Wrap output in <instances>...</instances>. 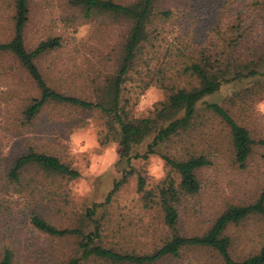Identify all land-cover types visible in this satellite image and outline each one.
<instances>
[{
	"label": "rangeland",
	"instance_id": "1",
	"mask_svg": "<svg viewBox=\"0 0 264 264\" xmlns=\"http://www.w3.org/2000/svg\"><path fill=\"white\" fill-rule=\"evenodd\" d=\"M158 6L162 11L173 9V14L167 18L156 15L128 75L123 102L132 117L152 115L173 90L198 85V80L184 74L181 66L197 57L200 48L213 47L217 39L221 43L243 39L234 54L238 60L264 53V0H223L219 4L214 0H159ZM31 8L26 28L28 46L50 36L64 39L63 48L38 60L43 72L59 88L84 95L90 92L92 80L116 69L118 50L131 26L129 21L108 14L85 18L69 6L68 0H32ZM13 15V0H0L1 41L14 35ZM161 80L167 87L161 86ZM244 88L252 89L250 93L245 91L244 99L239 98L237 104L230 100ZM37 94L18 64L9 56H1L0 256L6 246H11L16 264H63L81 256L79 238L57 239L35 230L30 214L36 209L59 227L80 226L91 232L96 230L94 220L97 221L96 241L107 248L138 255L158 249L173 234L158 204V191L164 180H180L163 154L187 157L189 152H205L212 160L197 172L200 191L184 195L178 205V231L182 234L205 233L228 207L254 202L264 192V83L257 86L250 80L234 81L221 94L209 98L219 102L226 99L231 113L249 129L254 143L245 165L235 160L228 127L219 120H209L204 111V117L189 133L160 144L156 153L146 159H133L134 173L109 201L107 197L116 181L123 178L127 165L120 162L122 148L108 133L106 116L100 110L49 104L31 126L23 127L21 110L27 98ZM153 136L137 149L146 152ZM31 147L58 155L81 176L70 179L28 168L21 176L23 185L16 192L6 191L12 159ZM95 204L96 212L89 218L87 210ZM225 234L232 239V256L243 260L264 245V218L251 215L229 225ZM81 264L118 263L91 258ZM154 264L224 263L215 249L200 247L185 248L178 257Z\"/></svg>",
	"mask_w": 264,
	"mask_h": 264
},
{
	"label": "trees",
	"instance_id": "2",
	"mask_svg": "<svg viewBox=\"0 0 264 264\" xmlns=\"http://www.w3.org/2000/svg\"><path fill=\"white\" fill-rule=\"evenodd\" d=\"M216 3L223 0H214ZM159 0H133L129 3L116 0H68L72 9L81 12L83 17L91 18L97 15H111L125 19L131 23L127 36L118 50L117 67L111 73L103 74L92 80L90 92L81 95L72 90H63L51 82L39 65V58L58 51L64 46L62 36H50L41 40L35 46L26 42V28L31 20L32 0H13L14 35L8 41L0 40V57H11L21 69V72L35 85L37 95L29 96L21 110V126H31L49 104H57L80 108L83 110H100L107 118L108 133L117 140L122 148L120 162L125 163V174L116 181L111 195L123 184L127 177L134 173L133 159H146L156 153L157 147L175 137H180L193 130L197 122L205 115L209 120H219L225 124L231 135L232 151L235 160L245 165L253 151V138L249 129L238 122L225 102L209 100L221 94L223 88L234 81L250 80L263 85L264 53L248 60H238L235 53L243 43V39L232 38L224 43L219 39L213 42V47L200 48L197 57L192 58L182 67L184 74H189L198 80V85L192 88L181 87L169 93L167 98L156 107L154 114L143 117H132L123 102V91L130 71L141 53L143 43L148 39L149 27L156 15L171 17L173 9L160 10ZM241 35V34H239ZM263 76V77H262ZM161 86L167 87L164 80ZM7 90V89H6ZM237 91L230 97L236 104L238 99H244L245 91ZM12 93L9 90L6 91ZM151 135L152 142L146 152L137 148ZM162 157L179 175V182L174 177L162 183L159 194V206L164 213L165 224L173 228L172 237L152 253L130 254L107 248L99 244V223L94 220L96 230L86 232L83 227H59L47 218L42 210L36 209L30 214V222L38 232L52 238H79V257L71 258L63 264H81L83 260L97 258L110 260L118 264H154L169 257H178L185 248L208 247L215 249L222 257L224 264H264V245L260 251L243 260L235 259L231 254L232 239L225 234L231 224H238L251 215L264 218V192L254 201L245 205H232L224 210L213 225L203 234L185 235L178 231L180 212L178 205L184 195L198 193L201 184L198 170L212 163L205 152L190 153L187 157H173L163 154ZM28 168L43 170L50 174L61 175L70 179L81 176L78 169L64 162L58 155L28 148L18 152L7 172L6 191L16 192L23 185L21 176ZM32 181L29 180V183ZM144 180H140L143 188ZM149 195H153L150 191ZM96 206L87 210V216L92 218ZM14 248L6 246L0 256V264H16Z\"/></svg>",
	"mask_w": 264,
	"mask_h": 264
}]
</instances>
